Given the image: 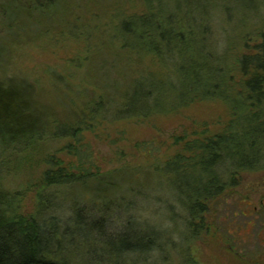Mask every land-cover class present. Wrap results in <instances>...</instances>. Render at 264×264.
I'll return each instance as SVG.
<instances>
[{
	"label": "rangeland",
	"instance_id": "1",
	"mask_svg": "<svg viewBox=\"0 0 264 264\" xmlns=\"http://www.w3.org/2000/svg\"><path fill=\"white\" fill-rule=\"evenodd\" d=\"M0 1L8 4L6 12L0 6V82L27 90L38 109L36 117L44 112L82 129L77 138L48 130L30 145H0V191L18 198L19 214L35 217L45 204L52 209L41 211L40 218L54 216L73 229L75 206L82 222L93 225L104 217L111 239L125 231L158 235L151 251L115 264H264V167L240 171L222 198L208 203L204 221L197 218L192 224L186 204L170 187L169 175L154 170L155 162H169L188 142L231 130L237 116L229 94L238 95L244 83L235 60L244 51L252 52L260 39L264 0L245 5L232 1L227 3L230 15L212 17L209 41L215 52L226 55L233 70L229 88L223 86L215 96L186 99L175 87H167L164 108L124 118L107 111L86 113L85 100L103 94L115 102L138 75L155 83L172 78L170 64H162L157 56L120 50L124 40L120 21L145 12L141 0ZM42 3L47 5H38ZM171 82L175 84V77ZM39 129L35 131L40 134ZM177 137L184 141L175 144ZM137 145L148 148L140 151ZM80 160L97 176L109 175L107 180L90 183L91 187L44 185L54 162L70 168ZM106 203L109 206L103 209ZM74 239L78 247L87 245ZM86 251L68 253L74 259L69 263L89 261L93 253Z\"/></svg>",
	"mask_w": 264,
	"mask_h": 264
},
{
	"label": "trees",
	"instance_id": "2",
	"mask_svg": "<svg viewBox=\"0 0 264 264\" xmlns=\"http://www.w3.org/2000/svg\"><path fill=\"white\" fill-rule=\"evenodd\" d=\"M141 1L147 8L145 12L120 21V31L124 35L120 50L149 53L157 56L162 64L168 62L176 82H171L172 78L167 83L164 80L155 83L146 81L142 78L144 76L132 77L116 95L115 102L103 94L85 100L86 113L100 115L107 111L118 118L145 115L152 109L165 107L163 99L167 87H175L177 93L186 99L215 96L224 91L223 86L229 88L228 79L232 80L229 73L233 70L227 65L226 55L215 52L213 43L209 41L210 33L214 31L212 17L230 15L229 2L245 5L253 0H219L223 1L222 4L218 0ZM0 6L6 12L3 8L8 4L0 1ZM167 8L169 12H166ZM32 12L27 11L29 16H33ZM259 36L253 51H244L235 60V69L240 71L244 83L243 91L238 95L229 94L233 107L236 104L237 116L231 130L195 139L164 165L154 163L155 173L169 175L170 187L176 198L186 204L190 224L197 218L204 221V215L210 210L208 203L220 200L240 171L264 167V30ZM35 110L38 109L27 90L16 84L0 82L1 147L20 142L30 145L46 136L48 130L76 138L82 130L67 121L59 123L44 112L36 117ZM37 128H40V134L36 133ZM182 140L177 137L175 144ZM136 147L144 152L148 148ZM184 151L190 155L186 156ZM148 155L153 157L150 149ZM83 162L80 160L79 165L70 168L62 161L54 162V168L45 173L44 185L91 187L95 181L107 180L104 178L109 175L97 176L84 168ZM219 165L223 170H219ZM228 173L231 175L226 179ZM44 195H39L42 204ZM17 205L18 198L14 194L0 191V264H70L74 259L68 253H79L85 249L88 253L92 251L93 255L83 264L90 261L115 264L151 251L159 238L154 233L125 231L111 239V236L107 237V220L104 217L92 222L93 225L82 222L75 206L73 219L76 227L71 229L58 223L54 216L40 218L41 211L52 209L49 206L45 208V204L37 216L30 218L19 214ZM106 205L103 204L102 208L107 209L109 205ZM242 213L245 215L244 211ZM74 237L85 240L87 245L78 247L80 244ZM90 241L94 243L90 245Z\"/></svg>",
	"mask_w": 264,
	"mask_h": 264
}]
</instances>
